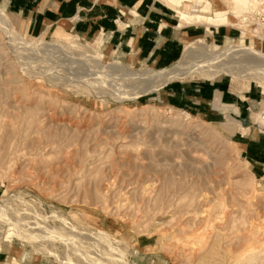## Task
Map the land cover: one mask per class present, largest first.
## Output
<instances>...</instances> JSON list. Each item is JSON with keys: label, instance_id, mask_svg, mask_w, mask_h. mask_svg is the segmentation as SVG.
<instances>
[{"label": "rangeland", "instance_id": "rangeland-1", "mask_svg": "<svg viewBox=\"0 0 264 264\" xmlns=\"http://www.w3.org/2000/svg\"><path fill=\"white\" fill-rule=\"evenodd\" d=\"M197 1L203 16L231 21L178 27L161 4L178 29H197L184 47L222 50L217 59L229 46L239 55L232 66L264 63V42L238 23L253 0ZM0 12L11 32L0 30V255L8 264H264V184L239 154L236 126L165 102L168 82L149 81L161 69L113 53L100 37L101 45L69 33L62 42L27 36L1 3ZM56 50L67 60L51 58ZM263 72L170 82L250 90L251 123L264 135Z\"/></svg>", "mask_w": 264, "mask_h": 264}, {"label": "crops", "instance_id": "crops-1", "mask_svg": "<svg viewBox=\"0 0 264 264\" xmlns=\"http://www.w3.org/2000/svg\"><path fill=\"white\" fill-rule=\"evenodd\" d=\"M157 1L0 0V3L22 34L41 38L51 33L52 41L62 42L69 40L65 37L69 33L81 39L93 38L91 42L98 45L102 44V38L113 53L129 55V59L133 56L154 69H165L179 59L184 45L197 37L198 32L191 27L178 29L177 24H172V16ZM249 93L250 90L243 96L234 94L221 80L193 88L168 82L160 90L167 103L174 99L210 123L236 126L240 132L239 154L264 184V135H259L261 131L251 123L247 103L253 95L248 96ZM0 264H8L7 258L0 255Z\"/></svg>", "mask_w": 264, "mask_h": 264}, {"label": "bare ground", "instance_id": "bare-ground-1", "mask_svg": "<svg viewBox=\"0 0 264 264\" xmlns=\"http://www.w3.org/2000/svg\"><path fill=\"white\" fill-rule=\"evenodd\" d=\"M165 1L166 2H164V4H166L169 9H171L175 14H177L178 16L177 19L180 21V24L178 27H180L181 22L185 20L193 21V23L195 24L202 23V24H205L206 26L213 25L214 23H217V25L223 26V24L224 25L228 24V22L231 21L230 18H219V19L213 20L210 17L203 16V14L199 12L203 6L197 0H165ZM237 1H240V0H237ZM184 3L189 4L187 12L183 11L182 9ZM0 30L4 31V34L6 36L8 34H11L10 27L5 17L1 14V12H0ZM242 31L245 32L244 29H242ZM203 49L204 50L202 51V53L199 54L197 52V45L188 44L187 46L183 48L180 58L175 63H173L172 65H170L169 67L165 69L149 72V81L152 84L158 85V87H160V85L162 86L166 84L167 82H170L171 80H174L177 78H183L186 76L196 75V74L200 76L211 77V76L219 75L222 73L231 74L234 70L235 71H241V70L259 71V72L264 71V63H261V62H249V61L241 62L240 61L238 65L232 66L229 63V60L231 59L233 62L234 58L239 57V55H237L236 52L232 50L233 49L232 47H229V46L224 47L223 53L221 55L216 56L217 59L216 58L214 59L212 57L222 52V50H219L216 53L209 54L208 51H206L207 49L205 46H203ZM86 57L91 58L92 56H86ZM231 57H234V58L232 59ZM51 58H55L56 60H59V59L67 60L66 59L67 56L63 54V52L58 51V50L54 51ZM193 62H195L193 66L187 67V65H190ZM234 63H236V60ZM69 64L71 66L72 61L68 60V62L66 63V66ZM70 66L69 68L72 69V66L71 67ZM77 77L80 78V76H77ZM152 86H151V89H152ZM153 89L156 90L155 88ZM149 90H147L146 93ZM122 95H125V94H122ZM126 95L127 96L125 97H128V98L137 97V95H134V96H131V95L129 96L128 94ZM262 119H264V115L262 116Z\"/></svg>", "mask_w": 264, "mask_h": 264}, {"label": "built area", "instance_id": "built-area-1", "mask_svg": "<svg viewBox=\"0 0 264 264\" xmlns=\"http://www.w3.org/2000/svg\"><path fill=\"white\" fill-rule=\"evenodd\" d=\"M238 23L246 32L264 42V0H253L250 7L238 16Z\"/></svg>", "mask_w": 264, "mask_h": 264}]
</instances>
